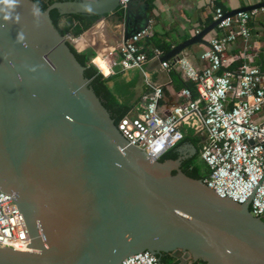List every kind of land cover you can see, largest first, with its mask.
Masks as SVG:
<instances>
[{
  "label": "water",
  "instance_id": "obj_1",
  "mask_svg": "<svg viewBox=\"0 0 264 264\" xmlns=\"http://www.w3.org/2000/svg\"><path fill=\"white\" fill-rule=\"evenodd\" d=\"M146 4L67 0L41 11L20 0L18 22L0 13V190L23 214L32 249L0 247V264H120L144 250L171 253L173 264H264V221L250 212L252 196L242 204L222 198L187 176L182 159L152 160L129 143L49 16L120 11L126 41L147 26ZM218 23L159 62L208 46Z\"/></svg>",
  "mask_w": 264,
  "mask_h": 264
},
{
  "label": "built area",
  "instance_id": "obj_2",
  "mask_svg": "<svg viewBox=\"0 0 264 264\" xmlns=\"http://www.w3.org/2000/svg\"><path fill=\"white\" fill-rule=\"evenodd\" d=\"M126 0H123V4ZM258 9L238 12L224 17L225 11L216 7L212 20H219L214 30L225 31L208 41L201 58L209 66L197 71L183 56L176 55L161 63L164 69L180 67L194 83L196 97L184 88L180 91L183 102L166 115L159 113L164 96L161 85L147 79L143 65L151 59H159L164 53L159 48H148L141 42L151 35V27L140 29L116 48L120 70L139 69L150 86L144 97V110L136 118L122 117L117 128L132 145L144 150L152 160H159L167 151L179 144L184 134L182 127H190L204 133L206 143L200 158L208 167L202 181L222 198L239 204L251 196L250 212L264 216V121L256 116L264 107V66L240 65L236 78L229 71H222L227 63L226 49L238 39L250 35L249 21ZM200 30H196L198 33ZM70 34L68 33V36ZM78 38V37H76ZM111 54V53H110ZM110 54L102 56L106 73L94 60L91 63L98 72L106 75L114 72ZM30 237L23 214L13 197L0 190V247L18 251H30ZM120 264H161L157 255L144 250L132 254Z\"/></svg>",
  "mask_w": 264,
  "mask_h": 264
},
{
  "label": "crops",
  "instance_id": "obj_3",
  "mask_svg": "<svg viewBox=\"0 0 264 264\" xmlns=\"http://www.w3.org/2000/svg\"><path fill=\"white\" fill-rule=\"evenodd\" d=\"M148 24L151 27V35L141 43L148 51L155 47L152 37L160 43L175 45L189 39L213 22V12L216 7L222 8L226 13L243 6L264 2V0H144ZM149 3L151 7L149 6ZM143 5V4H142ZM123 15L120 11L103 15L89 29L85 30L78 38L72 37V44L79 51L87 50L92 59L99 64L103 55L110 54L114 72L106 75V85L115 100L127 109L123 117L136 118L144 110V97L148 94L150 86L139 69L120 70L117 65L116 48L123 41ZM250 35L246 40L238 39L225 51L226 65L222 71H229L236 78L240 65L247 63L252 66H264V8L249 21ZM225 31H211L206 39L209 41L214 36H220ZM208 46L194 44L187 47L180 56L185 57L190 64L201 71L209 66L207 59H202V53ZM156 48V47H155ZM161 50V49H160ZM169 52V51H168ZM167 52V53H168ZM166 54V53H165ZM102 62V61H101ZM103 63V62H102ZM104 64V63H103ZM100 65V64H99ZM101 66V65H100ZM102 67V66H101ZM147 73V79L154 85H161L164 96L159 106V113L166 115L170 110L183 102L180 91L189 80L180 67L164 69L158 59H151L143 65ZM106 73L107 69H106ZM195 87V86H194ZM191 90V89H190ZM196 91V90H195ZM258 121H264V107L256 116ZM184 143L176 148L178 158L185 160L194 157L195 151L199 153L207 141L204 133H198L190 127L183 126ZM197 142V143H196Z\"/></svg>",
  "mask_w": 264,
  "mask_h": 264
},
{
  "label": "trees",
  "instance_id": "obj_4",
  "mask_svg": "<svg viewBox=\"0 0 264 264\" xmlns=\"http://www.w3.org/2000/svg\"><path fill=\"white\" fill-rule=\"evenodd\" d=\"M32 1L37 5V7L41 11H43L55 1H67V0H32ZM149 1L152 2V0ZM149 6L151 7L150 3ZM49 16L51 22L53 23L54 27L57 29L59 34L65 36L68 33H70L75 38L81 35L85 30L93 26L96 23V21L99 20L103 15H92L86 13L61 14L57 9H53L50 11ZM61 21L63 22L62 26L60 25ZM69 40L72 43V40L71 39ZM151 40H154L153 43L155 44V47L161 49L164 54L172 49L171 44H165L163 43V41L160 43L158 40L154 39V37H152ZM70 41H67V44L73 56L77 60V62L84 68L83 76L84 79L87 81L88 87L92 89V91L98 97L102 105L107 109L111 118L114 120L115 124L117 125L119 120L125 115L127 109L122 105H120L109 91L106 85L107 78L103 77L98 72L96 67L91 63V59H92L91 53L88 52L87 50L79 51L76 47L73 46L74 45L73 43H72L73 45L70 43ZM146 41H147L146 42V46H147L148 40ZM187 86L191 89L193 98L196 97L194 83L189 82ZM183 143H184V139L174 148L170 149L162 157H160L159 161L178 159V153L176 151V148H178ZM199 150L193 158L183 160V164L181 166V170L187 176L194 179H203L208 174V167L203 162L200 164L196 162V159L200 157ZM261 219L264 221V216Z\"/></svg>",
  "mask_w": 264,
  "mask_h": 264
},
{
  "label": "clouds",
  "instance_id": "obj_5",
  "mask_svg": "<svg viewBox=\"0 0 264 264\" xmlns=\"http://www.w3.org/2000/svg\"><path fill=\"white\" fill-rule=\"evenodd\" d=\"M20 0H0V13H2V19L6 22H18L20 19L19 12L16 9L19 7ZM85 11L91 13L93 11L90 4L83 5ZM33 12L39 15L38 11L33 8ZM19 39H23V36L20 35Z\"/></svg>",
  "mask_w": 264,
  "mask_h": 264
},
{
  "label": "flooded vegetation",
  "instance_id": "obj_6",
  "mask_svg": "<svg viewBox=\"0 0 264 264\" xmlns=\"http://www.w3.org/2000/svg\"><path fill=\"white\" fill-rule=\"evenodd\" d=\"M197 152H198V149H197V151H195L194 156L196 155ZM182 164H183V160L181 161L180 168H181ZM157 257L159 258V261L161 262V264H173L176 261L175 258H172L171 253H163ZM171 258H172V260H171ZM177 264H182V260Z\"/></svg>",
  "mask_w": 264,
  "mask_h": 264
},
{
  "label": "bare ground",
  "instance_id": "obj_7",
  "mask_svg": "<svg viewBox=\"0 0 264 264\" xmlns=\"http://www.w3.org/2000/svg\"><path fill=\"white\" fill-rule=\"evenodd\" d=\"M68 38L71 39V35H69ZM96 61L99 62V64H100L102 67H101L99 64H98V65H99V66H100V67L106 72V67H105L104 64L101 62V60H100V59H97Z\"/></svg>",
  "mask_w": 264,
  "mask_h": 264
},
{
  "label": "rangeland",
  "instance_id": "obj_8",
  "mask_svg": "<svg viewBox=\"0 0 264 264\" xmlns=\"http://www.w3.org/2000/svg\"><path fill=\"white\" fill-rule=\"evenodd\" d=\"M61 26L63 25V22L61 21V24H60ZM71 39H72V37H71ZM76 47H78V46H76ZM79 49V48H78ZM196 162H198L199 164L200 163H202L203 161L201 160V158L200 157H198L197 159H196Z\"/></svg>",
  "mask_w": 264,
  "mask_h": 264
}]
</instances>
